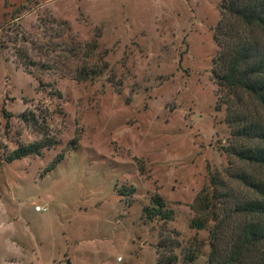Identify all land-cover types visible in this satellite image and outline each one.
<instances>
[{"label":"rangeland","instance_id":"rangeland-1","mask_svg":"<svg viewBox=\"0 0 264 264\" xmlns=\"http://www.w3.org/2000/svg\"><path fill=\"white\" fill-rule=\"evenodd\" d=\"M221 3L0 0V264H208L219 225L249 221L264 170L232 153ZM157 197L174 219L145 215Z\"/></svg>","mask_w":264,"mask_h":264},{"label":"trees","instance_id":"trees-1","mask_svg":"<svg viewBox=\"0 0 264 264\" xmlns=\"http://www.w3.org/2000/svg\"><path fill=\"white\" fill-rule=\"evenodd\" d=\"M220 11L222 17L215 30L219 53L214 75L225 98L223 103L228 106L227 122L240 141L232 153L240 162L264 170V117L260 113L264 112V0H222ZM79 76L86 81L89 73L83 70ZM55 145V141L46 140L22 145L8 161L41 155L45 148ZM61 159L54 161L47 173L53 171ZM243 180L254 189L256 197L237 203L235 212L248 217L249 221L229 234L225 232V223L219 225L212 234L208 264H264V179L254 180L247 175ZM220 195L222 198L225 194ZM144 213L150 220L174 219L173 211L166 209L160 197L145 207ZM186 259L193 262L195 253ZM175 261L176 258H160L159 264Z\"/></svg>","mask_w":264,"mask_h":264},{"label":"built area","instance_id":"built-area-1","mask_svg":"<svg viewBox=\"0 0 264 264\" xmlns=\"http://www.w3.org/2000/svg\"><path fill=\"white\" fill-rule=\"evenodd\" d=\"M36 210L39 211V212H45V211H47L48 209H47V208H44V207H41V206H37V207H36Z\"/></svg>","mask_w":264,"mask_h":264}]
</instances>
